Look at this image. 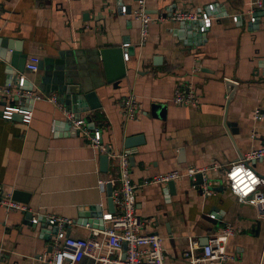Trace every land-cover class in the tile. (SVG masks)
<instances>
[{"label": "crops", "instance_id": "1", "mask_svg": "<svg viewBox=\"0 0 264 264\" xmlns=\"http://www.w3.org/2000/svg\"><path fill=\"white\" fill-rule=\"evenodd\" d=\"M139 1L0 0V88L25 76L28 88L56 96L60 104L19 103L33 105V121L26 125L20 116L4 120L0 99V190L12 197L14 191L26 193L31 210L0 208V264H47L50 259L55 227L45 219L35 226L28 214L72 219L67 232L73 238L86 239L103 229L108 185L102 192L98 182L120 177L118 160L109 158L104 172L102 153L74 132L66 110L86 117L90 130H101L113 152L133 151L130 166L142 232L164 239L166 264H188L184 253L190 238L204 246L228 225L235 229L227 245L233 264H264V218L257 208L240 204L224 183L232 163L264 147V11L255 24L248 15L236 24L233 16L245 13L251 0H145L148 13L164 20L150 25L144 41L141 22L134 17ZM210 5L216 19L205 33L198 24L170 19L175 12ZM10 48L26 54L27 61L39 57L44 70L19 71L7 61ZM119 49L129 55L122 80V58L104 60L101 55ZM227 80L237 83L230 104ZM180 84L192 85L199 108L173 102ZM83 87L96 91L101 109L81 112L70 105ZM131 93L140 101V114L126 122L121 103ZM136 136L144 141L128 149L126 140ZM250 165L264 176V160ZM190 167L210 169V195L194 189L187 177L175 181L174 195L167 184L142 186L155 176ZM257 196H264V188ZM79 264L94 262L82 257Z\"/></svg>", "mask_w": 264, "mask_h": 264}, {"label": "built area", "instance_id": "2", "mask_svg": "<svg viewBox=\"0 0 264 264\" xmlns=\"http://www.w3.org/2000/svg\"><path fill=\"white\" fill-rule=\"evenodd\" d=\"M140 7L135 11L134 17L141 22L142 37L145 41L149 28L155 21H163L162 17L153 18L146 8V1H139ZM264 11L263 0H251L249 9L245 13L233 16V22L238 24L245 15L250 17L251 23H256L259 14ZM123 15L127 14L126 7H122ZM214 6L210 5L206 10L175 12L170 19L182 24L196 23L199 25L201 33H205L212 28L215 21L213 15ZM129 44L124 45L128 48ZM126 61L129 55L124 54ZM40 58L31 57L26 63V69L32 73H38ZM29 81L25 76L17 80H10L6 86L0 88V99L4 105L1 117L4 120L12 121L16 116L22 118V122L30 125L34 118L33 105L29 108L21 106L16 98L31 99L35 102L47 100L56 106H60L56 96L45 97L38 94L33 87H29ZM173 102L178 106L196 107L201 106L200 99L195 93L192 85H179L173 96ZM140 101L136 94L131 93L121 103L122 116L126 122L139 118ZM64 115L74 132L82 134L88 138L90 145L102 154H107L109 158L118 160L120 177L114 180H99L98 188L104 192L108 184L119 183L118 188H113L112 200L115 211L105 213L102 218L103 229L93 230L89 238H73L68 236V228L74 222L72 219L57 215H43L35 213L31 219L33 225L37 226L45 219L48 225L56 228V233L52 240V255L45 261L47 264H79L82 257L93 260L94 264H166L164 239L156 234H144L142 232V219L137 214L136 191L138 186L132 181V170L130 158L133 151L121 153L113 152L111 146L105 145L102 139V131L99 129L90 130L86 117L78 115L72 111H64ZM262 117L259 112L256 119ZM264 160V147L254 150L243 157L238 162L232 163L225 172L224 183L230 193L240 204L250 205L257 208L261 217L264 218V196H257L258 191L264 188V176L259 175L250 165L254 161ZM217 169V166L214 167ZM207 168L190 167L184 172L173 171L165 175L155 176L144 182L142 186L151 184H168L171 181L187 177L192 183V187L199 190L203 196L212 193L209 187ZM214 170V169H212ZM203 175V183L197 184V175ZM103 207V204H100ZM5 208L7 212L18 211L22 213L31 212L30 208L23 203L13 200L11 194L4 195L0 190V208ZM212 219L216 216L211 215ZM235 234V229L228 225L223 231L209 238L208 244L199 246L196 239H189V247L184 253V258L188 264H233L235 262L227 251L229 238ZM127 245L126 251L124 245ZM125 254V258L123 255Z\"/></svg>", "mask_w": 264, "mask_h": 264}, {"label": "water", "instance_id": "3", "mask_svg": "<svg viewBox=\"0 0 264 264\" xmlns=\"http://www.w3.org/2000/svg\"><path fill=\"white\" fill-rule=\"evenodd\" d=\"M263 4H264V0H263ZM192 24H196V23H192ZM2 43L5 46L7 45L6 40H3ZM10 50H12L13 53L11 54V56L8 57L7 61L10 62L13 66H15V68H17L19 71H24L26 69V63H27V57L28 56L26 54H22V53L20 54V52H17V51L14 52L15 50L12 48H10ZM101 55H102L104 60H110V59H112V57H115V59H118L119 56L122 58V61L124 60L123 49L105 50V51L101 52ZM161 61H162L161 57H157L155 59L156 64L157 63L160 64ZM117 64H118V62H117ZM118 65L120 67V77L118 78V80H122V79L126 78V76H127L126 64L123 61V62H121V64H118ZM38 67H39V70H44L45 62L40 61ZM226 85H227V89L229 92L228 104H230L232 98L234 97L235 90L237 88V83H235L234 81L227 80ZM74 96L75 97L72 101V104H70V105L72 106L74 104L77 111L88 112V111H95V110L102 108V103L99 100L96 91H94V90H89V89L87 90L85 87H83L80 91L75 92ZM16 101H19L20 103L29 102V103L34 104V101L31 99L16 98ZM68 111H70V110H68ZM143 141H144V139L142 136L130 137L126 140V147L128 149L134 150ZM181 153H183V151H181ZM241 159H243V157L240 156L239 160H241ZM100 162H101L102 170L104 172H106L107 168H108V164H109V156L107 154H102L100 157ZM202 183H203V175L199 174V175H197V184L200 185ZM167 185L169 187L170 193L174 195L175 194V181H171ZM112 192H113V187L111 184H108V186H107L108 209H109V212L113 213L115 211V208H114V203L112 200ZM28 198H29V195H27L26 193H23L20 191H14L13 192V200H15L17 202H21L23 204H29ZM28 218L31 220L32 215L28 214ZM55 233H56V228H55ZM208 241H209V239H208ZM208 241H207V244H208ZM126 249H127V245L125 244L124 250L126 251ZM123 258H125V254L123 255Z\"/></svg>", "mask_w": 264, "mask_h": 264}]
</instances>
